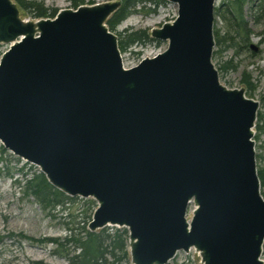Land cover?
I'll return each instance as SVG.
<instances>
[{"label":"water","instance_id":"95a60500","mask_svg":"<svg viewBox=\"0 0 264 264\" xmlns=\"http://www.w3.org/2000/svg\"><path fill=\"white\" fill-rule=\"evenodd\" d=\"M165 1L176 16L150 36L166 48L126 68L105 23L120 0L35 20L0 0V143L65 195L92 198L89 231L126 228L131 264L192 248L201 264H264L260 102L220 82L216 0Z\"/></svg>","mask_w":264,"mask_h":264},{"label":"rangeland","instance_id":"374dc122","mask_svg":"<svg viewBox=\"0 0 264 264\" xmlns=\"http://www.w3.org/2000/svg\"><path fill=\"white\" fill-rule=\"evenodd\" d=\"M44 7L55 9L56 12L63 8H72L73 0H36ZM110 0H83L80 5H91L102 3ZM225 0H216L215 4L219 6ZM140 6L137 7V9ZM20 15L24 19L35 20L29 13L20 8ZM245 18L249 26L253 30L250 35V43H255L259 46V51L254 53L251 49L245 50L238 55H234L232 48H226L220 53L221 55L213 58V63L217 67H221L226 60H232V63L237 64L236 70L219 71L220 82L228 88L243 87L246 95L260 102L258 116L261 119L256 120L260 126L257 129L256 125L253 128L256 152L257 168L264 170V100L261 96L264 94V23L256 25L250 12L247 10V5L244 6ZM176 16V6L173 3L164 0V3L154 6L152 3L146 2L145 8L133 12L128 15L116 28L118 39L124 33H129L138 29L145 30L149 36L151 30L158 28L163 22L171 21ZM214 26L221 30H225V24L219 16H215ZM121 32V35L118 34ZM167 46L166 41L144 42L133 44L124 50H121L123 66L126 68L132 67L140 62L144 57H152L159 52H162ZM9 47V44L0 43V56ZM215 49V48H214ZM246 72L250 75V80L254 84V88L249 91L244 83H242V74ZM0 143V264H36L43 261L47 264H69L64 258L54 253L55 246L51 243L31 242L30 240H21L6 238L8 232L18 233L20 231L34 238L43 237H62L66 234L64 221L67 220L62 215L61 211L55 212L54 216L48 215L30 196H25L21 188H19L15 179H22L23 171H39L38 167L25 162L23 159L16 157L11 152L5 149V153L1 152ZM8 167L10 174L6 173L5 167ZM262 196L264 197V187L262 188ZM85 200L92 198L78 197L76 204L69 206L74 213H80L79 220L84 215L87 203ZM96 202L92 204V210H87V215L92 216ZM191 214V209L188 212V217ZM112 227V226H110ZM58 249V248H56ZM177 263L182 264H201L199 253L191 249L188 253L178 251L173 259ZM172 260V261H173ZM171 261V262H172ZM125 264H130V260Z\"/></svg>","mask_w":264,"mask_h":264},{"label":"trees","instance_id":"16d2710c","mask_svg":"<svg viewBox=\"0 0 264 264\" xmlns=\"http://www.w3.org/2000/svg\"><path fill=\"white\" fill-rule=\"evenodd\" d=\"M17 5L24 11L29 13L33 18L54 17L55 9H49L38 3L36 0H14ZM120 7L112 13L107 19L106 25L111 31H116L117 26L131 13L145 8L146 2L158 6L164 3V0H120ZM83 0H73V6L76 8ZM253 19V23L260 25L264 23V0H225L219 6L215 7V16H219L225 24V30H221L214 26L215 49L212 59L220 56L226 48H232L234 55L249 49L250 35L253 30L249 26L245 18L244 6ZM140 6V9L137 7ZM117 33V32H116ZM121 35V32H118ZM145 30L138 29L124 35L118 39L120 50L138 43L153 41ZM237 64L232 60L224 61L218 71L236 70ZM242 83L250 90L254 88V84L250 80V75L244 72L242 74ZM261 119V115L257 118ZM257 129L262 126L257 122ZM1 152L5 153V149L1 147ZM6 173L10 174L8 167H5ZM22 179H15L16 185L21 188L25 196H30L48 215L54 216L55 212L61 211L64 218L66 234L62 237H43L34 238L20 231L18 233L8 232L5 236L8 239L30 240L31 242L51 243L55 246L54 253L64 258L69 264H125L128 262L127 249V230L125 228L104 227L97 231L91 232L87 229L90 215L87 210H92L94 201L85 200L87 207L83 209V217L79 220L80 213H74L71 207L76 204L78 197H70L60 190L53 187L39 171H23ZM258 177L261 183V193L264 187V170L257 169ZM58 248V249H56ZM262 257L264 258V244ZM36 264H47L43 261ZM169 264L177 263L175 260Z\"/></svg>","mask_w":264,"mask_h":264},{"label":"flooded vegetation","instance_id":"af4514ba","mask_svg":"<svg viewBox=\"0 0 264 264\" xmlns=\"http://www.w3.org/2000/svg\"><path fill=\"white\" fill-rule=\"evenodd\" d=\"M107 21V20H106ZM106 23V22H105ZM107 26V25H106ZM108 27V26H107ZM109 29V28H108ZM110 30V29H109ZM111 31V30H110ZM113 33H115L116 35H117V33H116V31H112ZM148 36H149V34H148ZM118 37V36H117ZM151 39H154V38H152L151 36H149ZM159 41L160 40H157V39H154L152 42H156V43H159ZM146 42H150V41H146ZM118 46H119V41H118ZM120 49V48H119ZM249 49H250V47H249ZM121 51V50H120ZM252 51V50H251ZM257 51H259V48H258V50ZM257 51L256 52H254V53H257ZM261 98V100H264V94L260 97ZM258 169V168H257ZM261 191V190H260ZM96 207V206H95ZM106 227H110V226H106ZM112 227H115V226H112ZM116 228H124V227H116ZM102 229V228H101ZM126 229V228H125ZM127 230V229H126ZM127 235H128V231H127ZM127 243H128V239H127ZM127 249H128V244H127ZM193 249V248H192ZM191 250V249H190ZM184 252V251H183ZM186 253V252H185ZM188 253V252H187ZM262 259H264L263 257H262ZM128 260H130V256H129V251H128ZM174 261V260H173ZM170 263V262H169ZM168 263V264H169ZM131 264V263H130Z\"/></svg>","mask_w":264,"mask_h":264}]
</instances>
